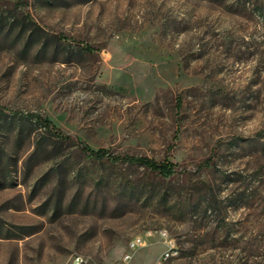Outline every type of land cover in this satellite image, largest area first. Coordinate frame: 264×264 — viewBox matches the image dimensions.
<instances>
[{"label": "rangeland", "instance_id": "1", "mask_svg": "<svg viewBox=\"0 0 264 264\" xmlns=\"http://www.w3.org/2000/svg\"><path fill=\"white\" fill-rule=\"evenodd\" d=\"M1 110L0 264H264V0H0Z\"/></svg>", "mask_w": 264, "mask_h": 264}, {"label": "trees", "instance_id": "2", "mask_svg": "<svg viewBox=\"0 0 264 264\" xmlns=\"http://www.w3.org/2000/svg\"><path fill=\"white\" fill-rule=\"evenodd\" d=\"M0 115L6 117L10 116H15L17 115L15 112L12 113H6L4 111H0ZM19 117L18 118H23V119H33L34 123L37 128H42L44 132L47 133H52L54 134L57 139H65V140H70L72 141L84 154L89 155L93 158H108L112 160H118V161H123L127 162L130 164H138L140 166H143L150 170L151 172H155L158 174H171L175 171V163L168 160V159H163V160H156L152 157H148L145 155H132V154H114L110 152L106 148H97L93 149L89 147L87 144L81 142L78 139H73L70 136L64 134L58 127L53 124V122L45 117H42L39 114L36 113H18ZM264 132V130H261L259 133ZM264 134V133H262ZM41 146H43L42 142L40 140L36 141L35 144V151L38 150ZM150 196H146L144 198V202H148ZM141 199V196H136L134 201L139 202ZM143 203V202H140ZM160 203V202H158Z\"/></svg>", "mask_w": 264, "mask_h": 264}, {"label": "built area", "instance_id": "3", "mask_svg": "<svg viewBox=\"0 0 264 264\" xmlns=\"http://www.w3.org/2000/svg\"><path fill=\"white\" fill-rule=\"evenodd\" d=\"M158 236L165 249L160 254L159 259L154 264H171V261L178 257V248L173 237H170L164 230H152L146 229L141 233L134 235L128 242V248L130 251L135 250L139 247H144L150 243V240ZM130 253H125L123 259H128Z\"/></svg>", "mask_w": 264, "mask_h": 264}, {"label": "bare ground", "instance_id": "4", "mask_svg": "<svg viewBox=\"0 0 264 264\" xmlns=\"http://www.w3.org/2000/svg\"><path fill=\"white\" fill-rule=\"evenodd\" d=\"M159 230H164V229H159ZM165 232H167L166 230H164Z\"/></svg>", "mask_w": 264, "mask_h": 264}]
</instances>
